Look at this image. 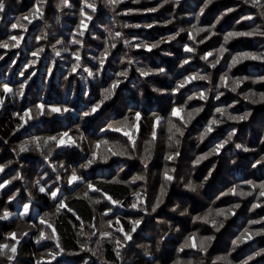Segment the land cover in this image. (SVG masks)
Masks as SVG:
<instances>
[{
	"label": "rangeland",
	"instance_id": "obj_1",
	"mask_svg": "<svg viewBox=\"0 0 264 264\" xmlns=\"http://www.w3.org/2000/svg\"><path fill=\"white\" fill-rule=\"evenodd\" d=\"M2 2L5 4V10L3 13H0V43L9 40L13 35H22L24 39L20 42L18 48H0V57H3V59H0V97L4 98V104L0 107V114H3L9 108L20 120L17 115L18 113L23 115L24 111L32 109L34 118L27 120V123H24L23 127L18 126L21 134L26 135L28 138H30L29 135H32V141L36 138L59 137L64 132L70 134L79 147H56L55 144H48L43 147L41 144L37 148L36 145H32L39 151L38 158L35 159L37 161L36 167L39 169L36 175L39 177H36V175L32 176L36 178L34 180V188L44 187L49 195L52 191L59 189L58 197L55 200L54 211H57L60 202L66 204V200L73 196L84 198V194L87 192L89 198L85 199L89 201L93 210L96 211L95 221L90 225H82L80 227L81 252L78 255L67 256L64 251L61 254L60 249L55 247L54 240L46 239L38 245L42 242H49L50 245L47 246L48 252H45L37 262L43 261L44 264H48L49 261L50 264H85V262L87 264H113L110 262L107 263V260H105V245H110L111 251L116 256L114 251L116 248L115 240L121 239L122 244L125 243L123 242V234L116 231V229L123 227L125 232H129L132 227L131 221L142 219L140 227L135 233H132V240L126 242L127 246L122 247L121 257L117 258L119 264H130L131 261L137 258V253L134 252L139 251L140 253V250L148 252L146 254V257L150 260L148 264H164L161 260L169 262L172 257L173 259L169 264L172 262L173 264H178V261H182L183 264H189V260L186 258L198 254L195 259L198 264H203L201 259L204 256L205 258L208 257V249L213 247L215 243L219 244L222 242V238L220 240V236L216 235V233L222 235L227 231L229 228L228 220L232 214L226 212L225 216L227 218L225 216H216L215 213L218 210L215 207H210L213 215L209 218V223H206V229L202 226L200 228L196 226L198 221L195 218L197 216L195 218H188V226H178L181 221L187 219L185 209L181 205V198H174L181 190L172 188L174 179L170 181L171 184L168 189V185L164 179V172L166 169L170 170L174 168L178 170V179L179 174L183 170L180 163L183 159H187V163L189 164L186 165H188V168H183L192 177H194V174H200L199 177H201L203 176V172L209 173L207 174L210 176L207 178V184L200 185L196 183V179L194 181L192 180V183L186 184L187 189H189L188 186L190 184L194 185L197 194L199 191L197 189L198 187L209 185L212 181L213 177H211L212 172L210 170L213 169L214 172L215 169H222L225 164H229V161L233 160L232 155L234 153L246 156L252 160L256 158L251 163V167L253 164V171L264 173V162H262L264 161V124H262L264 121L261 120L264 118V104H253L250 100L245 99V96L250 92L257 94L264 92V82L253 83L254 80L260 81L261 78H264V62L260 60H243L232 67L231 71L228 69V65L231 63V57L234 55L242 52L261 54L259 52L260 49L252 51L249 45L252 43L251 46H255L261 39V43H263L264 37L261 35L236 37L231 39L227 45L224 44V36L228 32H246L247 29L245 27H239L242 24L251 25L253 22H256L259 16L258 10L255 14V8L251 6V2L245 3L244 0H213V3L207 8H204L207 0H180L178 6L173 0H169L168 3H164V0H139V2H135V0H124L123 3L115 7V10L106 5L104 0H87V3H95V12L85 7L86 0H69L71 7H58L60 0H46V2L45 0H2ZM37 4H41L42 17L31 18V23L25 20L28 24L23 25L27 28V31H24L20 27L13 29L12 25L20 17L32 12ZM162 4L163 6L161 7ZM82 8L92 19L88 21L85 18L87 31L81 37L77 35V30L80 27V20L82 19L80 15ZM153 8L157 9V11H149V9ZM201 8H204L203 15H200ZM229 9H233V11H229ZM260 10L264 11V9L259 8ZM164 12L170 14L171 17H162L160 19ZM158 15L159 19H157ZM178 15L186 19V22L179 23L175 26L174 24L177 21L175 17ZM249 15L253 16L254 19L245 20L244 17ZM197 16H199L198 27L212 28V25L215 24V28L212 31H215L217 34L212 36L211 39H207L210 35L209 32L200 33L195 36L194 40L189 38V30H191L193 24L197 23ZM217 20H219V23H216ZM260 20L263 23L257 21L255 25L252 24L253 26L249 30L263 28L260 25L264 24V17ZM137 24L140 27L131 26ZM149 24L152 27H145V25ZM180 29H184V31L180 32ZM117 33L120 34L118 38L116 37ZM177 33L179 34L177 35ZM174 35L176 39L169 40V37ZM74 38L82 40L83 46L81 47L78 44L71 43ZM125 40L133 41V46L126 47L124 44ZM202 40L204 41L203 43L200 42ZM60 41H63V43H60ZM140 41L149 44L159 41L164 42L160 43L158 48L148 52L142 47H135V44H139ZM113 43L116 45L115 48H111V44ZM185 45L193 47L195 51L193 53L185 52ZM221 46L226 47L228 52L224 54L220 64L212 68L210 63L216 59V56L209 57V62H206L201 57L207 52L216 53V50ZM41 48L43 52H40L38 56L34 57L32 53L37 52ZM65 48L68 51H65ZM105 48H109L111 54L104 64L103 71L95 78L88 77L87 73L83 71V68L87 67L93 72H97L100 57L96 55H101ZM56 51H59L61 55L57 56L55 54ZM120 51H124L122 54L123 59L126 58L127 61L132 60L134 63L131 65L128 64L127 66H125L126 64L122 65L115 75L113 68L121 65L122 61L117 63L112 59ZM75 52H79L81 60L79 62L80 68L73 73L72 66L77 63L73 55ZM140 56L144 59L140 58ZM185 59L189 60L188 64L183 63ZM137 68L152 69L154 74L143 77L140 74H136ZM160 68H163L165 71L159 73L158 70ZM128 69L131 70L127 78L118 77L117 74L120 71ZM248 71H251L255 75H247L246 72ZM260 72L263 75H257ZM22 73L23 75H21ZM32 73H35V75H32ZM197 73L210 76V81L194 80L178 92H174L176 85L180 81L184 80L187 76ZM225 73L231 78L227 88L220 86V77ZM107 74H112L109 76L112 79L109 78L107 80L105 78ZM236 77H248V80L243 81L236 92H232L229 89L232 86V80ZM117 79H121L123 82L116 89V93L112 99L106 101L95 114L85 117L83 113L90 112L92 107L103 99V92L106 89L104 87H110ZM104 80L107 84L103 85ZM136 80L140 81V83L137 84L135 82ZM4 84H7L13 92L5 94L2 91ZM21 84H26L23 97L15 95V92L19 90ZM154 89H158L159 91H154ZM208 89H211V91H208ZM200 92H205L208 97L207 101L195 98ZM218 93H223L219 100L215 99ZM189 97L193 98L189 99ZM154 101H158L159 104H154L152 107ZM59 102L62 103L57 106ZM121 102L125 103V105H117L115 112L111 113V116H114V113L115 115L117 114L118 118L111 124L108 122L104 124L105 128L102 133H110L107 135L110 138L107 140H99V137L95 136V134H90L92 132L90 128L91 124L95 122L94 120L97 117V121H106L102 118V111L105 113L104 111L106 110L107 112L108 109H111L114 103ZM41 103L48 106L67 107L71 111L63 114L46 112L44 116L36 118L37 105ZM175 107H186V112L192 111L195 108H203V111L196 115L184 128L183 137L177 135L176 138L180 140L178 148L174 142L169 140L170 133L168 131L170 120L178 126H183L179 118L172 116V110ZM218 107L227 109V113L234 116L243 115L246 112H250L251 115L244 121L229 120L227 119V115L221 117L216 112V108ZM137 112L141 114V120L138 122V131H136L135 127H132L136 123L134 116ZM186 112L181 113V116L185 120L187 119ZM153 114L162 118L158 126L154 123ZM70 116H76L77 118L75 120L79 119L76 129L71 130L72 127H66L67 125L69 126V122L71 121L69 120ZM152 116L153 128L148 129V126H146L148 122L147 118ZM213 118L220 120L221 123L218 126H214V131L201 141V135ZM126 119L129 122V128L127 130L133 134L136 141L134 149L128 141V138L122 132L112 131L110 128V125L117 126ZM61 122L63 126L64 124L66 126L61 128ZM74 122L76 123V121ZM22 123L20 120L19 125ZM142 123L144 124V129L141 126ZM248 128L247 133H241L242 129L247 130ZM232 130H235L236 134L232 137V141L225 145L219 154L209 156L199 165L195 164L198 157L211 151L217 143L227 140ZM153 131L156 132L155 140L152 139ZM221 131L226 136L222 135ZM85 135H89L87 137L88 139L81 140L80 137L83 136L86 138ZM164 137L165 141L162 140ZM239 139L241 142L235 144ZM84 140H86L85 144H83ZM103 141H107L108 144L105 145ZM165 142L168 143V147L163 150L161 148L165 147ZM249 142L258 143V150H254L248 144ZM170 143H173V147L171 148L169 147ZM96 144L101 145L98 150L99 158L90 167H82V165L87 163L88 159H91ZM116 144L127 148L131 154L133 153L131 157L133 158L132 161H135L131 162L132 164L129 169L128 166H125L128 161L127 154L111 156L107 151L108 147ZM237 144L247 147L249 151L245 152L242 148H237ZM177 150L180 152L179 157L173 161H169L166 157L170 153L174 154ZM189 150L191 151L189 152ZM49 152L51 153L46 155ZM77 155L79 157L75 158ZM146 155L149 156V159L148 167L145 169L144 158ZM105 156L108 157L107 162H104ZM10 163L1 166L4 168V171L0 172L1 176L11 171L9 172L11 174H7L5 177V181H11V183L7 184L5 188L13 186L12 188L15 189L14 195L9 200L15 202L16 211L10 213L11 216L7 220L17 217L25 219L31 218L33 222H37L35 226L38 227L33 231H28V235L22 236L23 238H20L19 234L17 235V238L20 239V243L17 245L18 250L23 241L32 240L36 244V240L41 231L49 235L46 230L48 227L42 225L40 220L44 219L48 223L50 221L40 215V211L36 207V202L34 196L30 193V189L26 187L21 188L17 185V182H21L27 186V178L23 176L26 166L24 168V164H19L18 162L15 164ZM108 163L113 165V170L110 168L103 169L102 166ZM17 165L19 166L18 170L16 169ZM137 165H139L137 167L138 176H143L144 180H136L135 183H130L133 192L130 194V200L127 204L126 201H121L123 207L111 204L102 192H92L87 188V183H91V180L102 177L110 181L118 180L122 182L124 180L128 182L127 179L134 181L136 175L134 178L129 176L134 174L133 169ZM73 169L76 170L78 176L83 178V183L77 182L71 185L68 183ZM122 169L125 171H122ZM251 169V178L247 181L231 185L227 183L221 185L220 194L215 200V203L221 201L219 204L222 209H233L235 215L232 216L239 218L234 208L237 195H232L230 192L233 187L239 186L237 188L238 192H252L250 199H254L257 194L253 205L259 203L262 206L255 208L256 214L254 220L264 221V198L259 196L258 188L253 189L247 183L248 181H252L257 185L264 183V177L253 178L255 172H252ZM261 170L262 172H260ZM124 172L129 173L125 174ZM155 173L160 177L159 181L163 182L162 184L157 181L151 182L150 176ZM169 174L174 177V172L170 171ZM238 175H242L239 170ZM111 176H113L114 180H111ZM52 177L53 181L50 182ZM185 179L184 176L183 181H186ZM38 180L40 182L39 185L36 183ZM161 187L165 188L166 195L163 197L161 206L156 212H152V206L160 198ZM134 192L142 194L144 205L147 206V213L137 211L130 207L131 203L135 200L133 196ZM241 197L248 198L249 195ZM94 201H99V203H94ZM197 202L201 201L194 199V203L196 204ZM26 204L30 205L29 212L27 215L22 216L21 213H23L24 205ZM105 212L108 214L105 215ZM199 216L203 217L202 214ZM0 220L6 221L3 219ZM117 220H119V224L116 223ZM213 220L216 222V227L212 226L211 221ZM251 221L253 220L249 219L246 222V226L241 229L240 234L244 233L245 229L252 233L264 232V223L252 224ZM109 223H111L110 227ZM221 224L223 228L220 227ZM217 227L219 231L210 232L211 229H217ZM221 228L222 230H220ZM204 231L208 232L207 237H214L209 242L206 253L192 248H185L183 252L180 251L187 238L193 234H196L197 244H199V240L204 238ZM103 232H110L112 238L101 240L100 234ZM93 233L96 234L93 235ZM155 237H159V239H154ZM258 237L260 238L254 235L251 240H247L246 243L243 242L236 247L237 253L244 254L245 252L246 254L253 252L254 248H262L261 251L254 252L256 260L253 261V264L264 263V256L255 255L256 252H264V238L261 239V237H264V234ZM229 239L232 238L229 237ZM258 242L262 247L258 246ZM98 244L100 245L99 248H97ZM86 248L92 251H87L85 250ZM151 250L154 252H151ZM167 250V253H171V257L168 254L166 256L165 253ZM49 252L57 253L54 260L48 255ZM93 252L96 254L93 255ZM9 255H11L10 252ZM11 264H18L16 256Z\"/></svg>",
	"mask_w": 264,
	"mask_h": 264
},
{
	"label": "trees",
	"instance_id": "obj_2",
	"mask_svg": "<svg viewBox=\"0 0 264 264\" xmlns=\"http://www.w3.org/2000/svg\"><path fill=\"white\" fill-rule=\"evenodd\" d=\"M191 4V3H190ZM259 12V16H260V12L259 8H255V14L256 12ZM166 15V17H165ZM258 18V22H261V16ZM163 18H167V17H171L170 14L168 13H163L162 16L160 17V19ZM175 17V16H174ZM177 19L176 24H174L175 26H177V24L179 23H183L186 22V19H183L180 17V15H178L177 17H175ZM157 19H159V15L157 17ZM256 21V22H257ZM256 22H253L252 24L255 25ZM22 24H28L25 20L21 21ZM263 23V22H261ZM250 24H240L241 26L239 28H246V32L250 31L249 28H252L253 25ZM174 26V27H175ZM263 28H261V31H264V24L260 25ZM256 27V26H255ZM264 37V36H263ZM264 40V39H263ZM262 41V39H261ZM261 41L258 42L257 45L255 46H251L252 43L249 45V48L252 51H255L256 49H260V53L264 52V42L261 43ZM262 44V45H260ZM92 51H94V49H92ZM91 51V52H92ZM104 52V51H103ZM94 53V52H93ZM124 53V51H120V53H116V57H114L112 60L115 62H121V65H117L116 68H113V70L115 71V75L116 73L119 71V69L121 68L122 65L127 66V59H123L122 54ZM144 54V53H142ZM97 57H100V55H96ZM122 56V57H121ZM140 58H142L140 56ZM144 59V58H142ZM245 71V70H244ZM263 72V71H262ZM262 72H260L257 75H263ZM136 74H140L138 71L136 72ZM247 75L251 76V75H255L252 74L251 71L246 72ZM112 75V74H111ZM109 74H107L105 76V78L108 80L111 76ZM112 79V78H110ZM103 85L107 84L105 82V80L103 81ZM135 82H137V84L140 83V81L136 80ZM104 87V86H103ZM107 88V87H104ZM62 102L57 103V106H59V104ZM138 103V102H137ZM154 104H159L158 101H154V103L152 104V107ZM117 105H122L124 106L125 103L121 102V103H114L111 107V109H108V111L106 112V110L104 111L105 113H103L102 111V118H104L106 121H97L98 117L94 120L95 122H93L91 124V130L92 132L90 134H95V136L99 137V140H107L108 138H110L109 136H107L110 133H102V131L104 130L105 126V122H108L109 124L113 123L117 118L118 115L114 113V116H111L112 112H115ZM121 106L122 109H124ZM151 108V107H150ZM160 108V107H159ZM71 120L69 122V126L66 124H64V126H66L67 128H71L72 129H76L77 128V124H78V120H75L77 117L73 116V117H69ZM68 119V118H67ZM148 122L147 125L148 129L149 128H153V116L150 118H147ZM262 121H264V118L261 119ZM76 121V123L74 122ZM20 120L18 119V117L15 116L14 112L11 111L9 108H7V111H4L3 114H0V167L5 165V164H15V163H19V164H24V168L25 171L23 173V176L27 178V186L23 185L21 182H17V185L20 186L21 188H29L30 189V193L34 196V200L36 202V207L39 209L40 211V215L43 218H46L48 221H50V223L55 227L56 229V233L60 238V246L63 249L64 253L67 256H71V255H78L81 252V239H80V227L83 225H90L92 222L95 221V213L96 211L93 210L91 204L89 203V201L85 198L79 197V196H73L69 199L66 200V205L67 207L64 208L63 210L60 211H54L55 209V200H52L51 196L49 195V193L45 192H41L39 191V188H34V180L36 179L35 177L33 178V175H36V173H38V168L36 167L37 165V161L35 160L36 158H38V149L34 148L32 145H35L34 143H32V135H29L30 138H28L26 135H23L20 133L18 126H19ZM262 124H264V122H262ZM61 128H63V123H60ZM141 126L144 129V124L142 123ZM65 127V128H66ZM199 128V127H198ZM249 130V128L246 129H242V132L247 133ZM85 131H87L85 129ZM224 132L221 131V134L226 136L225 134H223ZM86 138L84 139H88L87 137H89V135H85ZM95 137V138H97ZM28 138V139H27ZM244 138V137H243ZM86 140L83 141V144H85ZM163 141H165V137L162 139ZM161 141V139H160ZM149 142H151L149 140ZM237 142H241V140H237L235 142V144ZM166 143V142H165ZM41 144L44 147V144L42 143L41 140ZM161 144V143H160ZM250 146H252V148L254 150H258V143H252L249 142L248 143ZM24 145L28 148L27 151L25 152H21L20 151V147ZM162 146V144H161ZM234 146V144H233ZM168 147V143H166L164 148H161L163 150L167 149ZM128 150V149H127ZM264 150V148H263ZM191 150H189L190 152ZM255 152V151H254ZM51 152L47 153L46 155L50 154ZM133 154V153H132ZM129 151H128V161L125 164V166H128V169L131 166V162L133 158L131 157L132 155ZM129 156L131 158H129ZM79 157L78 155L75 157L77 158ZM233 160L229 161V164H225L223 166V168L218 169V170H214L213 169L210 170V172H212V181L210 182L209 185L206 186H200L197 189H199L198 194L196 193V191H191L189 189L186 188V184L188 185L189 183H192L191 181L194 179L197 180L196 183H199L200 185L202 184H207V178L210 177L209 173H204L203 172V176L199 177L200 174L198 175H193L194 177H192V175L188 172H186V170L183 168H188L189 164L187 163V159H183L181 161V166H182V171L179 174V177L177 179V172L178 170H175L174 172V180L172 183V188L175 189H180V193L177 194V196H174V198H181V205L182 207L185 209V212L187 214V219L184 221H181L179 223L178 226H188V221H189V217L195 218L196 216L199 215H205L206 213H208L210 211V207H215L216 210H220L222 209L221 205L219 203H221V201H217L215 203V200L218 198L219 194H220V190H221V185H224L225 183L231 185V184H236V183H241L242 181H247L248 179L251 178V174H250V169L252 172H255V174H253V178H262L264 177V173H257V171H253V164L251 167V163L252 161L256 160L255 159H250L247 158L246 156L243 155H238V154H233L232 155ZM122 160V159H121ZM77 162V160H75ZM125 161V160H124ZM79 162V161H78ZM163 164V163H162ZM19 166L17 165L16 169L18 170ZM103 169H107L110 168L111 170H113V165L108 164H104V166H102ZM137 167H139V165L135 166V168L133 169L134 174L130 175L129 177L134 178V176L136 175V177L138 176V172H137ZM23 168V169H24ZM211 168V167H209ZM242 173L241 176L238 175V170ZM125 169V168H124ZM124 169H122V171H125ZM121 171V172H122ZM11 172V171H9ZM6 173L4 175L0 176V183H3L5 181V177L7 174H11V173ZM157 173V171H155ZM262 172V170L260 171ZM125 174L129 173V172H124ZM153 174L150 176V180L153 183L154 181H157L158 183L162 184L163 182L159 181V178L157 175ZM185 176V180L183 181V177ZM36 177H39L36 175ZM192 177V178H191ZM117 178V176H116ZM115 178V179H116ZM113 179V176H111V180ZM127 179V178H126ZM114 180V179H113ZM127 181H122V182H118V183H113L112 181L108 180V179H104L99 178L96 180H91V183L94 184L100 192H102L103 194H107L109 196H111L114 200H119V201H126V204L128 203V201L130 200V194L133 192L132 186L130 185L131 182L130 179H127ZM260 180V179H259ZM258 180V181H259ZM16 181V180H15ZM53 181V177L50 179V182ZM118 181V180H115ZM168 185V189H169V185L171 184L170 182H165ZM13 187V186H12ZM12 187H8V188H3L2 190H0V215H3L4 211H7L9 213H13L16 211V204L13 201H10L9 198H11V196L14 195L15 193V189H13ZM227 190V189H225ZM224 190V192H225ZM175 192V191H173ZM223 192V193H224ZM258 193V192H257ZM27 196V195H26ZM71 196V194H70ZM257 197V194L255 196V198ZM237 200L236 203L234 204H240V208L236 209L237 214L239 215V218H236L234 216H230V219L228 220V224H229V228L227 229V231L224 234H217L218 236H220V240L222 238V242L217 244L215 243L213 245V247H210V249H208V257L205 258V256L203 257V259H201V262L203 264H239L242 263L244 264V261L248 260L249 256L254 257V259H252L249 264H253V261L256 260L255 256H254V252L255 251H261V249L258 248H254V251L249 253V254H245L244 253H237L236 247L238 245H233L234 243V239H238L240 237V232L242 231L241 229L246 226V222L249 219L254 220L255 219V212L256 209L253 208V201L254 199H250V195L248 198H244L241 197L240 195L236 196ZM194 199H198L201 202H197L196 204L194 203ZM231 199V198H230ZM71 209V211H68V209ZM73 213H75V215H73ZM77 217H79V219H77ZM223 218V217H222ZM245 223V224H243ZM37 224V222H33L31 220V218H22V217H17L15 219H10V220H6L1 221L0 220V244H8L9 246L12 245L13 243H15L14 240L10 239V235L12 232L17 233V235L19 234V237H22V234L24 232H30L33 231L36 227L35 225ZM206 223L204 224L202 221H198L197 223V227L200 228L201 226L206 229L205 227ZM197 228L198 231H200ZM223 228V227H222ZM222 228L220 230H222ZM49 236H51L52 232L50 228H46ZM168 231V230H166ZM216 229H211L210 232H216ZM203 232V231H202ZM207 231H204V237H207ZM156 234H158V232H156ZM259 235H256L257 238ZM229 237H231L232 239H229ZM23 238V237H22ZM264 237H261V239H263ZM154 239H159V237H155ZM243 242H241L240 244H242ZM246 243V242H245ZM239 244V245H240ZM50 245L49 242H42L40 245H38L37 243L35 244L34 241L29 240V241H23L22 244L20 245V247L17 250L16 253V261L18 264H36L37 260L39 258L42 257V255L45 252H48L47 246ZM258 246L262 247L260 245V243L258 242ZM110 245H105L106 248V253H105V260H107V263H113V264H119L117 257L114 255V252L111 251L110 249ZM151 252H154L151 250ZM168 250L166 251V256L169 255V257H171V253H167ZM137 258L134 259L133 261H131L130 264H148L150 262V260H148V258L146 257V254H148V252L146 251H142L140 250L137 252ZM168 254V255H167ZM9 255V253H8ZM199 255V254H198ZM196 256H188V259L191 264H198L197 260L195 259ZM223 258V259H222ZM173 257L171 258L170 261H172ZM162 263L164 264H169V262H165V260H161ZM9 261L5 258V256H0V264H8ZM173 264V262L171 263ZM264 264V263H263Z\"/></svg>",
	"mask_w": 264,
	"mask_h": 264
},
{
	"label": "snow or ice",
	"instance_id": "obj_3",
	"mask_svg": "<svg viewBox=\"0 0 264 264\" xmlns=\"http://www.w3.org/2000/svg\"><path fill=\"white\" fill-rule=\"evenodd\" d=\"M46 2V0H45ZM124 0H104V3L110 7L113 8V10H115V7H117L120 3H123ZM135 2H139V0H135ZM169 0H164V3H168ZM173 2L178 6L180 3V0H173ZM245 3H249L251 2V6L254 8H260V9H264V2H262V0H244ZM213 3V0H207V3L204 5V8H207L210 4ZM163 6V4L161 5V7ZM58 7H71V4L69 2V0H60V4L58 5ZM85 7L86 8H90L92 10V12L96 11V5L95 3H87V0L85 2ZM204 8H201L200 10V15H203L204 13ZM5 10V4L2 2V0H0V13H3ZM149 11L155 12L157 11V9L153 8V9H149ZM229 11H233V9H229ZM43 12L41 10V4H37L36 7L33 9L32 12H29L28 15L26 16H22L20 17L15 24L12 25V28L15 29L17 27L22 28L24 31H27V28L21 23V21H28L29 23H31V18H40L42 17ZM80 15L82 17V19L80 20V27L77 30V35L78 36H83L85 34V31H87V24L85 22V18L90 21L92 19V17L90 15H87V13H85L84 9L82 8L80 11ZM260 16L264 17V11L260 12ZM245 20H253L254 17L249 15V16H245L244 17ZM196 24L192 25L191 30H189V38L190 39H195V36L199 35L202 32H209L210 35L207 37V39H211L212 36H215L217 33L215 31H212V29L215 28V24L212 25V28H202V27H198L197 25L199 24V16L196 17ZM216 23H219V20L216 21ZM132 27H140L139 24L137 25H131ZM145 27H152L151 24L149 25H145ZM184 29H180V32H183ZM179 33H177L178 35ZM256 35H261L264 36V31H261L259 28H254L252 31H232V32H228L227 35L224 36V44L227 45L228 42L236 37H252V36H256ZM111 36V34H110ZM120 36L119 33L116 34V37L118 38ZM24 39V37L22 35H13L9 38V40H6L2 43H0V48H18L20 46V42ZM176 39V36H171L169 37V40H174ZM14 42V43H13ZM164 41H159L157 43H147L144 41H140L139 44H135V47L137 48H143L144 50L151 52L153 49H156L160 46V43H163ZM201 43H203L204 41H200ZM60 43H63V41H60ZM71 43L73 44H78L81 47L83 46V41L80 39H73L71 41ZM124 44L126 47H132L133 46V41L130 40H125ZM116 45L115 43L111 44V48H115ZM55 51V49H54ZM65 51H68L67 48H65ZM184 51L188 52V53H193L195 51V49L193 47H189L187 45L184 46ZM40 52H43V49H39L37 52H33L32 55L38 56ZM228 52V49L224 46H221L219 49L216 50V53L213 52H207L205 55H203L201 58L203 60H205L206 62H209V57H212L213 55L216 56V59L214 61H212L210 63V66L212 68H215L218 64H220L221 59H223L224 54ZM57 56H60L61 53L59 51H56L55 53ZM111 54L110 49L109 48H105L104 52L101 53L100 58H99V69L97 70V72H93L91 69L84 67L83 71L87 73L88 77L91 78H95L96 76H98L104 69V64L108 59V56ZM74 58L77 61L76 64H74L72 66V72L75 73L77 71V69L80 68V60H81V56L79 54V52H75L74 54ZM0 59H3V57H0ZM243 60H260L262 62H264V53L261 54H256V53H252V52H242L239 53L237 55H234L231 57V63L228 65V69L229 71H231L232 67L236 66L237 64H239L240 62H242ZM127 63L129 65L133 64L134 61L132 60H128ZM184 64H188L189 60L185 59L183 61ZM131 69L128 70H122L120 71L117 75L118 77H122V78H127L129 75V71ZM137 71L140 73L141 76L143 77H148L150 75H153L154 72L152 69H143V68H137ZM159 73H163L165 70L163 68H160ZM23 75V73L21 74ZM32 75H35V73H32ZM231 78L227 75V73H225L223 76L220 77V81H221V85L222 87H228V82ZM194 80H201V81H210V76L208 75H201L199 73L195 74V75H190L185 77L184 80L180 81L175 89L174 92H178L181 88H184L187 84H190L192 81ZM248 80V77H236L235 79L232 80V86L229 89L232 92H236L237 89L240 87V85L243 83V81ZM123 81L121 79H117L115 80L110 87L106 88L103 92V99L95 104V106L92 107L90 112H85L83 113V115L85 117L90 116L95 114L101 107L102 105L112 99V97L115 95L116 93V89L120 86V84ZM257 82H264V78H261L260 81H253V83H257ZM26 87V84H21L20 88L18 91L15 92L16 96L19 97H23L24 96V89ZM2 91L5 94H9L12 93L13 90L7 85L4 84ZM154 91H159L158 89H154ZM208 91H211V89H208ZM223 95V93H218L215 97V99L219 100L220 96ZM258 97V98H257ZM193 97H189V99H192ZM196 99L202 100V101H207L208 97L206 96L205 92H200L199 95L197 97H195ZM245 99L250 100L251 103L253 104H257V103H261L264 104V92L261 93H255V92H250L245 96ZM4 104V98L0 97V107H2ZM32 109H28L26 111H24L23 115H20L19 113L17 114L20 118V120L23 122L21 125H19V127H23L24 123H27V120L33 119V115H32ZM71 111V109L67 108V107H57V106H48L45 105L44 103H41L39 105H37V111H36V118H38L39 116H44L46 112L51 113V114H63L66 112ZM201 111H203V108H195L192 111H187L186 112V107L182 108V107H175L172 110V116L179 118L183 124V126H178L177 124L173 123L171 120L169 121V128L168 131L170 133L169 135V140L174 142L175 146L178 148L179 144H180V140L177 139V135L180 137H183L184 135V128L187 126L188 123L191 122L192 119L195 118L196 115H198ZM186 112V117L187 119L185 120V118L183 116H181V113ZM216 112L221 116H225L227 115V119L229 120H236V121H244L246 119H248V117L251 115L250 112H246L243 115H239V116H234L231 114L227 113V109L222 108V107H218L216 108ZM154 115V123L155 125H159L161 122V117ZM27 118V119H26ZM141 120V114L139 112L135 113L134 116V121L136 122L134 125H132V127H135L136 131L139 130L138 128V122ZM221 123L220 120L213 118L212 121L208 124L206 130L204 131V133L201 135L200 139L201 141H203V139L205 137H207L210 133H212L214 131V126H218ZM110 128L112 129V131H116V132H122V134L124 136H126L128 138V141L131 143L132 148H135V138L133 136V134L128 131L127 129L129 128V122L128 120H124L123 122H121L119 125L117 126H111ZM235 130H232L229 135H228V139L224 140L222 142H219L215 145V147L212 148L211 151H209L208 153H206L205 155H202L200 157H198L195 161L196 165H199L203 160L207 159L209 156H212L213 154H219V152L225 147V145H227L229 142L232 141V137L235 135ZM43 139V144L45 146H47L48 144H55L56 147H79L78 144L75 143V141L72 139V137L70 136V134L68 132H64L62 134H60V136H50L47 138H36L34 141H32V143H34L37 148H39L41 146V140ZM81 140L84 139L83 136L80 137ZM152 139L155 140L156 139V132L153 131L152 133ZM103 143L105 145L108 144L107 141H103ZM101 147L100 144H96L95 145V150L92 153V157L91 159L87 160V163L82 165V167H90L93 163H95L97 161V159L99 158V153L98 150ZM169 147H173V143L169 144ZM237 148H242L243 151L247 152L249 151V149L247 147H243L240 144L236 145ZM28 148L24 145H22L20 147V151L21 152H25L27 151ZM107 151L111 154V156H122V155H126L128 154V150L127 148L122 147L119 144L113 145L111 147H108ZM43 154V153H42ZM180 152L177 150L175 151V153H170L166 158L169 161H173L175 160L177 157H179ZM129 158H131L129 156ZM47 159V157H46ZM108 157L105 156L104 157V162H107ZM148 159L149 156L146 155L144 158V167L145 169L148 167ZM264 162V161H262ZM61 167H63V165H61ZM4 168L0 167V172H3ZM175 172V169H166L164 172V179L167 182H170L174 179V177L172 175L169 174V172ZM136 180H144L143 176H137L135 178V180L133 181V183H135ZM83 183V178L78 176L76 173V170L73 169L72 171V175L68 180V183L74 184V183ZM113 183H118L120 181H112ZM11 181H5L4 183H0V190H2L3 188H5L7 186V184H10ZM39 185V180L36 182ZM253 189L258 188L259 189V196L264 198V183H260V184H254L252 181H248L247 182ZM189 189L191 191H196V187L194 185H189L188 186ZM237 187H233L230 192L232 195H240V196H245V195H252V192H248V193H244V192H238L237 191ZM87 188L92 191V192H96L99 191V189H97L93 184L91 183H87ZM39 191L41 192H45L46 189L44 187H40ZM58 193H59V189H56L55 191H52L50 193L51 198L53 200H56L58 197ZM106 196V199L108 201H110L111 204L116 205V206H120L123 207V204L121 201L118 200H114L111 196L104 194ZM166 195V190L164 187H161L160 189V198H158L155 201V204L152 206L151 211L152 212H156V210L161 206V204L163 203V197ZM133 196L135 197L134 202L131 203L130 207L132 209H135L137 211H144L145 213H147V206L144 205V199L141 193L139 192H134ZM14 198V197H13ZM84 198H89L88 197V193L86 192L84 194ZM94 203H99V201H94ZM142 205H144L142 207ZM262 205L259 203H256L253 205V208H259ZM29 207L30 205H24V210L23 213H21L22 216H25L28 214L29 212ZM67 207L66 204H64L63 202L59 203V207L57 209V211H59L60 209H63ZM234 208L238 209L240 208V204H235ZM68 211H71V209L69 208ZM226 212H230L232 215H235V212L233 211V209L229 208V209H220L219 211H217L215 213L216 216H225ZM105 215H107L108 213L105 212ZM73 215H75V213H73ZM213 215V213L211 211H209V213L203 217L197 216L195 219L197 221H202L204 223H209V218ZM11 216V214L7 211H4L3 215H0V219L3 220H7L9 219ZM225 218H227L225 216ZM77 219H79V217H77ZM40 223L42 225H46L48 228H50L52 230V234L51 236L46 235V233L44 231H41L39 233V237L36 240V243L39 244L41 241L46 240V239H51L54 240L55 242V247L60 249V253H63V249L60 246V238L56 233V229L55 227L51 224L48 223L47 221H45L44 219L40 220ZM117 224H119V220L116 221ZM142 223V219H136L131 221L132 227L130 229L129 232H125L123 227H119L116 229V231L121 232L123 234V243L122 244V240L121 239H116L115 240V245L116 248L114 249L115 254L117 256V258L121 257V250L122 247L127 246L126 242H130L132 240V233H135L137 231V229L140 227ZM212 226L216 227V222L213 220L211 221ZM252 224H257V223H264V221H259V220H253L251 221ZM111 226V223H109V227ZM223 225L221 224L220 227H222ZM217 231H219V228L217 227L216 229ZM96 233H93V235H95ZM264 234V232H256V233H252L250 231H248L247 229H245L244 233H242L240 235V237L234 241V245H239L241 242H246L247 240H251L253 238L254 235H262ZM28 233L24 232L22 234V236H27ZM101 236V240L107 238V239H111L112 238V234L110 232H103L100 234ZM22 238V237H21ZM10 239L14 240L15 243L12 244L11 246H9L8 244H0V256H5V258L10 262L15 260V256L17 253V245H19L20 243V239L17 238V233L13 232L10 235ZM214 239V237L208 236V237H204L202 239L199 240V244H197V236L196 234H193L191 236H189L187 238V240L185 241L183 247H181L180 251L183 252L185 248H192V249H196L198 251H202L205 252L207 251V246H209V242L212 241ZM83 247V246H82ZM100 245H97V248H99ZM85 250L87 251H92L91 249L86 248ZM11 253V255H8L7 253ZM96 253L93 252V255H95ZM48 255L54 260L56 258L57 253L55 252H49ZM256 256H264V252H256L255 254ZM223 259V258H222ZM254 259V257L249 256L248 260L244 261V264H249V262ZM37 264H44L43 261H38ZM48 264H50V261L48 262ZM85 264H87V262H85ZM178 264H183L182 261H178ZM189 264H191V262L189 261Z\"/></svg>",
	"mask_w": 264,
	"mask_h": 264
}]
</instances>
